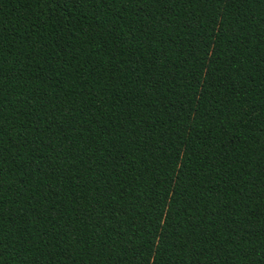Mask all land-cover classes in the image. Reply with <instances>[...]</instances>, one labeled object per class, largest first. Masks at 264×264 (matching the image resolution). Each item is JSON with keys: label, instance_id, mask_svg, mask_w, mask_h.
Masks as SVG:
<instances>
[{"label": "trees", "instance_id": "obj_1", "mask_svg": "<svg viewBox=\"0 0 264 264\" xmlns=\"http://www.w3.org/2000/svg\"><path fill=\"white\" fill-rule=\"evenodd\" d=\"M0 264H264V0H0Z\"/></svg>", "mask_w": 264, "mask_h": 264}]
</instances>
